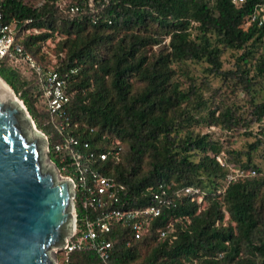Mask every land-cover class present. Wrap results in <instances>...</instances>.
Masks as SVG:
<instances>
[{
	"label": "trees",
	"instance_id": "16d2710c",
	"mask_svg": "<svg viewBox=\"0 0 264 264\" xmlns=\"http://www.w3.org/2000/svg\"><path fill=\"white\" fill-rule=\"evenodd\" d=\"M85 1L61 7L60 0H0L6 22L31 20L25 27L39 31L19 42L41 67L76 70L66 86L65 117L50 114L28 66L3 59L0 78L47 136L49 159L62 175L76 176L70 151H55L65 138L97 148L102 137L118 140L119 161L91 162V171L124 186L121 207L151 205L159 186L173 201L140 239L122 225L106 235L107 261L78 251L62 264H264V173L250 156L262 140L249 145L244 162L231 149L237 130L250 135V124L264 126V96L257 99L264 95V23L245 26L264 0H109L96 14L69 18L66 9ZM227 51L238 55L235 69L223 71ZM201 63L224 89L213 90L208 76L196 84L191 65ZM228 93L246 100L239 105ZM252 170L254 176L227 178ZM188 186L201 190V204L174 195ZM74 204L81 225L92 212L79 188Z\"/></svg>",
	"mask_w": 264,
	"mask_h": 264
},
{
	"label": "built area",
	"instance_id": "2783aa9c",
	"mask_svg": "<svg viewBox=\"0 0 264 264\" xmlns=\"http://www.w3.org/2000/svg\"><path fill=\"white\" fill-rule=\"evenodd\" d=\"M234 5H240L244 0H231ZM109 0H86L85 6H70L67 14L69 18H79L96 14L100 8L108 6ZM66 0H60L61 7H66ZM31 20H25L24 23L16 19L6 22L0 8V61L3 59H14L28 66L36 75L39 76L41 90L46 100L48 110L52 116L58 118L65 117V106L69 102V96L66 93V86L71 75L76 70L67 72H57L53 67L45 70L41 67L33 57L27 53L19 42L20 36L28 34H39L37 29H29L25 26L30 24ZM261 26L264 23V4L254 9L253 16L248 19L245 26L253 23ZM111 24L110 21L107 23ZM55 64V60H53ZM104 142L103 148L92 147L87 141L69 136L64 139L63 143L55 146V151L69 150L76 176L65 177L72 181L74 185L75 197L76 189L79 188L82 193V205L84 209L90 210L91 215L83 218L82 224L77 225V215L75 211V225L72 236L66 241L64 248L58 251L63 252V260L67 261L68 256L73 252L92 251L101 261H107L110 258L112 242L106 239V235L112 232L117 226H127L131 235L135 240L144 236L150 228L151 222L160 217L162 209L166 205H170L173 201L168 190L159 186L157 191L153 193V203L149 206L140 208L125 209L121 207V195L125 188L123 185L113 182L98 172L91 171V162H104L109 158L119 161L122 154V147L118 140ZM49 152V147H48ZM217 160L222 164L220 158ZM233 176L228 175L231 181L236 176L255 175V171H237ZM182 194L189 196L192 201L197 199L201 204V190L197 187L188 186L174 195ZM74 197V199H75ZM75 207V204H74ZM171 228L167 231H161L160 237L164 238ZM191 264V263H189Z\"/></svg>",
	"mask_w": 264,
	"mask_h": 264
},
{
	"label": "water",
	"instance_id": "95a60500",
	"mask_svg": "<svg viewBox=\"0 0 264 264\" xmlns=\"http://www.w3.org/2000/svg\"><path fill=\"white\" fill-rule=\"evenodd\" d=\"M0 264H56L72 236L74 185L59 177L22 101L0 78Z\"/></svg>",
	"mask_w": 264,
	"mask_h": 264
},
{
	"label": "rangeland",
	"instance_id": "374dc122",
	"mask_svg": "<svg viewBox=\"0 0 264 264\" xmlns=\"http://www.w3.org/2000/svg\"><path fill=\"white\" fill-rule=\"evenodd\" d=\"M237 55H238V53L231 52V51H227L225 54H223V56H222L223 71L235 69V63H236ZM204 67H206V65L202 64V63L191 65V75L195 78L196 84H198V85L200 84L201 78L203 76H208L209 81L211 83V87L213 88V90L216 91L218 88L224 89V82H222V80L220 78L214 77L212 75H208L207 73L202 71V69H204ZM255 88L259 89L258 86H256ZM206 95L209 96V93H206ZM15 96L17 97V99H19V97L17 95H15ZM227 96L230 97L231 101L237 102L239 105H242L244 103V101L246 100V98L243 97L242 95H239L237 98L235 95L228 93ZM263 96L264 95H259V97L257 98L258 101L262 100ZM32 99L34 100V94L30 98V100H32ZM41 105H42V101L40 99L37 100L35 106L37 108V113L39 115L41 114L40 118H39L40 121L43 120V118H42L43 117V115H42L43 109H42ZM247 129H248V132L251 133L250 135H244L241 130H237V133H239V135L237 136V142H236V144H233L231 146V149L236 150L238 152H241V161L244 162L245 161V155L249 151V145L254 143L257 140H262V144L255 151L251 152L250 156L252 159V163L256 167H259L260 170L264 173V126L259 125L258 123H253V124H250ZM39 131L45 135V133L42 130H39ZM210 131L214 132L217 136L220 134L219 129H214V130L212 129ZM57 172H58L59 177H66V176L62 175L59 172V170H57ZM54 254H55V261H56L55 263L56 264H62L63 263L62 262L63 252L57 250Z\"/></svg>",
	"mask_w": 264,
	"mask_h": 264
},
{
	"label": "bare ground",
	"instance_id": "6f19581e",
	"mask_svg": "<svg viewBox=\"0 0 264 264\" xmlns=\"http://www.w3.org/2000/svg\"><path fill=\"white\" fill-rule=\"evenodd\" d=\"M1 81V80H0ZM2 82V81H1ZM2 84L9 90V88L2 82Z\"/></svg>",
	"mask_w": 264,
	"mask_h": 264
}]
</instances>
